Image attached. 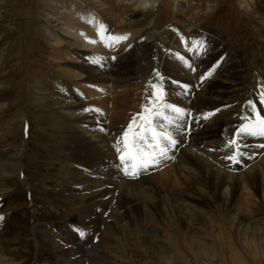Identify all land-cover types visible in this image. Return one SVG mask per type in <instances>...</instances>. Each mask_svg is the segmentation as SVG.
Segmentation results:
<instances>
[{
  "label": "rangeland",
  "instance_id": "obj_1",
  "mask_svg": "<svg viewBox=\"0 0 264 264\" xmlns=\"http://www.w3.org/2000/svg\"><path fill=\"white\" fill-rule=\"evenodd\" d=\"M70 1V10L81 7L78 0ZM84 1L82 0L86 4ZM112 1L116 4L124 2ZM47 2L49 0H0V131L4 132L0 136V162L9 166V169L14 168V165L17 167L15 172L0 174V255L6 258L1 264L80 262L77 254L71 253L74 242L80 238L71 230V226L82 228L78 218L79 211L71 208L70 201L66 200L57 187L63 168L58 157L56 109L55 106L37 102L38 91H41L42 86L45 87L44 83L49 85L46 87L52 88L51 92L55 90V95H64L69 101L82 103L80 111L91 113L101 125L105 126L106 121L116 129L125 127L129 118L141 112V105L146 104L151 95V84L158 83L166 90L165 98L168 103L186 110L184 118L177 122V128L180 123L185 129L189 126L187 128L190 132L186 130L192 142L189 145L188 141L185 146L214 162L216 168L229 173L240 172L264 154V137L244 136L240 143L247 147L240 150L247 154L240 157L238 163L224 159L231 155V149L225 147V142L231 138L239 124L264 118V102L260 100L261 94H264V0H157L158 7L153 9H126L124 12L112 5L111 15L117 22L114 34H127V38L117 42L121 47L112 50L114 54L110 55L111 59L117 53L124 57L129 40L134 38L130 37L137 35L138 47L150 54L154 53V60L152 63H145L147 61L143 60V55L130 52L122 79L108 82L102 80L103 85H99L102 84L100 80H82L86 72L79 67L81 59L86 55L77 54L75 50L65 49L64 61L62 60L71 65L74 76L64 77V80L53 76V67L56 65L52 58V48L58 44L61 46L63 42L59 40L58 44L52 43L49 23L54 20ZM176 3L182 8L192 5L191 11L196 12L194 17L188 18L183 10H176ZM84 8L98 12L94 7L95 10L84 6L82 11L77 10L78 18H81L80 14L86 13ZM123 15L125 19L121 20ZM188 22L194 23L193 26L188 27ZM98 25L99 19L94 27L96 32ZM152 38L155 40L154 45L149 41ZM196 39L206 41L207 47L202 54L195 50L189 51ZM217 60L220 62L201 81L200 76L212 68ZM185 61L191 67H186ZM107 67L105 65L104 68ZM224 69L231 77L226 82L219 81V75ZM144 72L149 73L146 75ZM156 72L160 73L159 77ZM74 77H81L79 84L74 83ZM183 84H188L189 88L184 90ZM88 86L102 89L104 95L95 98ZM203 87L209 95L197 94ZM119 96L123 97L125 105L114 102ZM90 100H95L97 106ZM249 100L253 102L252 105L246 103ZM121 101L120 99L119 102ZM77 112L74 108L69 111L71 114ZM204 112L212 114L205 119L202 115ZM197 116L199 120L195 119ZM137 118L139 122V117ZM119 120L128 121L125 125L118 123ZM177 128L172 129L177 140L175 147L181 148L183 143L180 137L184 129L177 131ZM174 148L169 151L168 158L162 159L150 167V170L160 171L163 165L180 164L176 154H181L182 151L174 153ZM17 157L21 159V163L16 161ZM95 161L91 162L94 170L97 166ZM104 172L106 171H101ZM144 173L147 174L141 172L137 176H124L136 180ZM256 182L258 179L251 185L252 197L260 204L252 208L251 214H244V210L240 214L244 216L246 223L251 218L258 221L257 224L263 228L260 232H254L253 229L242 233L240 220L233 218L235 212H238V205H241L237 201L238 196H247V191L237 185L232 189V195H229L230 200L214 196L207 198L205 203L188 204L190 207H187L186 212H193L194 220L188 225L178 212L173 213L171 210L169 218L161 214L158 216V224L154 223V226L166 230L158 238L151 240L144 235L143 242L136 243L135 247L133 239L128 240L127 231L124 238L130 248L134 247L133 252L137 249L140 251L142 246L143 252L151 260L153 257V262L156 261L152 264H264V253L258 252L254 243L259 235L264 239V196ZM77 184L74 185L75 188L78 187ZM208 191L209 189L205 191V195ZM74 192L79 193L77 190ZM160 198L163 201L159 203L161 208L167 205V196L160 192L158 199ZM137 208L139 207L133 205L129 218L138 216L135 221L141 223L138 233H142L146 224L142 222V214ZM106 213L102 215L105 216ZM84 230L90 235L91 230ZM132 231L135 234L137 232L136 229ZM167 233L169 238L165 236ZM96 235L97 232L92 238L93 243ZM152 242L160 247L167 245L169 256L166 260L163 258L164 253L155 252ZM262 247L264 251V241ZM107 249L115 251L113 247ZM138 258H134L135 263L120 260L114 262L109 256L103 263L150 264L145 262V258Z\"/></svg>",
  "mask_w": 264,
  "mask_h": 264
},
{
  "label": "bare ground",
  "instance_id": "obj_2",
  "mask_svg": "<svg viewBox=\"0 0 264 264\" xmlns=\"http://www.w3.org/2000/svg\"><path fill=\"white\" fill-rule=\"evenodd\" d=\"M123 1L124 2L120 4H116L113 3L112 0H85L84 2H87L86 5L82 0H78L79 6L81 7H77L78 9L75 8L74 10L69 9L70 0H49V2H47L49 13L54 20V22L49 23V30L52 34L51 38H53L52 43L58 44L59 40L63 42L61 46H58V44L56 46L54 45L52 48V58L55 60L56 65L53 67L54 77L59 76V78L64 80V77L67 78V76H74L71 71V65L62 62L66 53L64 52L65 49L75 50L77 54L86 55L81 59V67L78 66L79 68H82L81 70L86 72V76L82 80L85 82L100 80L102 84L99 83V85H103L104 82L119 81L122 79L123 69L128 66L129 63L127 56L130 52L143 55L145 57L143 60L147 61L145 63H152L154 60V53L150 54L138 47L137 35L136 37H130L134 38L129 40V45L124 51V57H122V54L117 55V53L114 55L113 59H111L110 55L114 54L113 51L117 48L119 49L121 45L117 44V42H111L113 44L112 49L107 46L109 41L107 40V35L104 33V30L102 29L101 34L97 35V32L94 29L95 23L97 22V19H99V24L106 26L107 33L115 35L114 28L117 27V22L116 20H113V15H111L112 5L115 6V8H118L121 12H124L126 9H132L134 11L139 9H153L157 6V0ZM175 5L176 10H183V14L188 18L194 17L196 12L191 11L192 5H189L186 8L178 7L177 3ZM84 6H89L92 9L95 8L98 12H94L93 10H91L92 12L90 10L87 11L85 10L86 8H84L86 13H84V15L80 14L81 18H78L79 16H76L77 10H81ZM120 15H122V13ZM124 17V15L121 16V20L125 19ZM89 20H93L94 22L89 23ZM187 24L188 27H192L194 23L188 22ZM149 41L151 45H154L155 40L153 38ZM87 51H89V53ZM97 60L103 65H99V63L97 65L96 62H94ZM105 65L108 67L104 68ZM148 73L144 72L143 74L148 75ZM76 74L79 75L78 73ZM229 74L226 69L222 70L221 75H219V81H229L231 78ZM79 78L81 77L76 79L74 77L75 84H79ZM44 84L45 87L42 86L41 91H38L37 102L47 106H55L56 109L55 112L57 119L55 120V126L58 133V157H60L62 161L61 166L63 168V171L61 170V176L58 177L57 187L66 200L68 199L70 201L71 208H76L79 211L78 218L81 227L86 229V231L91 230V236L87 231L86 235L83 238L80 237L72 246L73 249L71 253L77 254L78 260L80 261H78V264H105L103 261H105L107 257L109 258V256L113 258L112 260L114 262L120 260L122 262L135 263V257H139V260H141L140 257H143L145 258L146 263H155L156 261L153 262V257L151 260L150 256L147 255L146 252H143L144 250H142V246L140 247V251H137V249L133 252V250L136 243L139 244L140 242H143L144 235L150 237L152 240L154 237L158 238L163 231L166 232V230L158 228L157 225L154 226V223L158 224L159 215L163 214L169 218L171 210L173 213L176 211L188 225L193 220V212H186V209L190 207L188 204L196 205L205 203L207 198L211 199L214 196L222 197L224 200H230L231 198L229 195H232V189L237 185H241L242 190L247 191V196H238L237 201L241 203V205H238V212H235L236 214L233 217L240 220L242 224V227L240 228L243 229L241 232L245 233L253 229L255 230L254 232H260L263 230V228L257 224L258 221H253L252 218L250 219V222L246 223L241 212L244 210V214H251L252 208L258 207L260 204H257L258 201L252 197L251 185L253 181L258 179V182L256 183H258V188L262 191V195L264 196V154L259 156L255 163H250L247 169L241 170L240 172L229 173L227 170L216 168L215 165H213L214 162L206 159L202 154L198 155L199 153L193 151V148L190 149V147L185 146L188 141L189 145L192 142V139L188 138L190 134L187 135L189 126H186L187 130L183 127V134L181 132L180 137L182 138L181 142L183 145L181 148L175 147V151L173 150L174 153L180 150L182 151L180 152L181 154H176L180 164L176 165V163H172L168 166L163 165L160 171L150 170L151 167L147 171H142L147 172V174L144 173L145 175H142L139 179H127L121 171V163L113 144L116 138L120 136L122 130L127 127L126 122L128 120H119L118 123H124L126 126H119L120 128L117 129L116 127L114 128V125H109L106 121L104 122L105 126H103L97 118L91 116V113L80 111V108L83 106L82 103L74 100L69 101L64 95L57 96V94L55 95V93H53L55 90L51 92L52 88L46 87V85H48L47 83ZM89 89L92 91V95L96 96L95 98L104 95L102 89H94V87H89ZM205 91L206 90H204L203 87L197 94H200L201 96L209 95L208 92L205 93ZM225 98L227 99V97ZM120 99L122 100L121 102H119ZM90 101L93 105L97 106L95 100ZM124 101L125 100H123L122 96H119V98H115L114 100V102H117V105L120 104L121 106L126 104ZM73 108L77 109L78 112L73 114L69 113ZM101 113H103L102 109ZM112 117L113 116H111L110 120H112ZM131 118H129V121L132 120ZM2 133L4 132L0 131V136ZM121 146L123 145L121 144ZM176 149L178 150L176 151ZM93 160H96L95 162L97 163L95 170L91 163ZM16 161L21 163V159L18 157L16 158ZM16 170L17 167H15V165L14 168L11 167L9 169V166L6 167L0 162V174L11 173ZM104 170L106 172L101 173V171ZM98 172L99 174H96ZM75 184H77V188L74 187ZM207 188L209 191L208 194L205 195V191L207 192L208 190ZM75 190L79 193H75ZM160 192H162L164 196H167V205L162 206L161 208L159 203H163V201L161 200L162 198L158 199ZM155 199L158 201H155ZM133 205L134 207H139L137 209H139L142 214V222L147 225V227L146 225L144 226V232L142 231V233H138L139 228L142 226L141 223L135 221L138 216L129 218V214L131 213V210H133ZM98 209H100L99 212ZM104 212H107L105 216L102 215ZM132 229L137 230L136 234ZM126 231L128 234V240L133 239V242L131 241L132 244H134L133 249L130 248V244L128 241L126 242V239L124 238ZM96 232V241L93 243L92 238ZM236 233L238 234V232ZM165 236L169 238L168 233ZM209 236L208 238H211ZM210 240L212 241V239ZM263 241L264 239H262L260 235L258 238H255V247L260 253H264L262 247ZM88 242H90V244H88ZM144 245H146V243ZM151 245L155 248V252L164 253L163 258L165 260L168 258L169 254L166 244L165 246L160 247L158 244L152 242ZM108 247L115 248V251L108 250ZM193 248L194 247H192V249ZM141 251L143 253L139 254ZM5 259V257L3 258L0 255V264L5 261ZM136 262L139 263L138 260Z\"/></svg>",
  "mask_w": 264,
  "mask_h": 264
},
{
  "label": "snow or ice",
  "instance_id": "obj_3",
  "mask_svg": "<svg viewBox=\"0 0 264 264\" xmlns=\"http://www.w3.org/2000/svg\"><path fill=\"white\" fill-rule=\"evenodd\" d=\"M88 22L93 23L94 21L89 20ZM102 29L107 35V40L109 41L107 46L109 47L113 46L111 42H119L127 38V34H108L106 26L103 24L97 26V35L101 34ZM206 47L205 40L196 39L193 41V48L189 49V51L195 50L198 54H202ZM94 62L99 63L100 61ZM219 62L217 60L212 65V68H209L207 72L200 76V80L203 81ZM185 66L191 67L187 61H185ZM156 75L159 77L160 73L156 72ZM176 83L180 84L179 81ZM151 88V95L147 98V103L141 105V112L133 115L132 120L128 122L127 127L122 130L120 136L116 138L113 144L121 163V171L126 176H137L142 171H147L150 167L158 164L162 159L168 158L169 151L177 143L172 129L177 128V122L182 120L186 113L185 109L167 102L165 98L166 90L162 85L152 83ZM182 88L187 90L189 85L183 84ZM260 100L264 102V94H261ZM246 103L252 105L253 102L249 100ZM253 110H255L254 106ZM211 114V112H204L202 115L207 119ZM137 117H139V122H137ZM195 119L199 120V116L195 117ZM182 128L183 125L181 124L177 130ZM244 136L264 137V118H258L255 122L239 124L231 138L225 142V147L231 149V155L224 157V159L238 163L239 158L247 154L240 150L242 147H247V145L240 143L241 138ZM121 144L123 147H121ZM71 230L81 238L86 235L84 229L75 225L71 226Z\"/></svg>",
  "mask_w": 264,
  "mask_h": 264
}]
</instances>
